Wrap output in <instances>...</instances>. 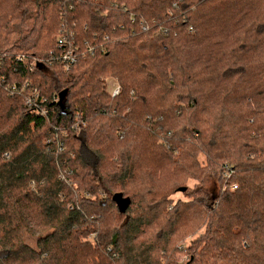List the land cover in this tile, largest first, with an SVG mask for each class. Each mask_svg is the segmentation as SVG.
Masks as SVG:
<instances>
[{
  "label": "trees",
  "instance_id": "obj_1",
  "mask_svg": "<svg viewBox=\"0 0 264 264\" xmlns=\"http://www.w3.org/2000/svg\"><path fill=\"white\" fill-rule=\"evenodd\" d=\"M0 264H264V0H0Z\"/></svg>",
  "mask_w": 264,
  "mask_h": 264
},
{
  "label": "rangeland",
  "instance_id": "obj_2",
  "mask_svg": "<svg viewBox=\"0 0 264 264\" xmlns=\"http://www.w3.org/2000/svg\"><path fill=\"white\" fill-rule=\"evenodd\" d=\"M108 84H109L108 85V89L109 90L113 89L116 86L113 83V80H111ZM77 119L79 120V118H76V120ZM78 120H77V122H78ZM78 127H79V124L78 125L75 124L74 128H76L77 132L80 130ZM199 158H200L201 162H204L205 157L202 154H200ZM208 177H205V180H203L205 183L203 181L202 182H203V186H206L207 190L209 191V193L212 196L213 194H215V192H217V189L219 188V182H218L216 176L215 177L214 176H208ZM187 178L188 179L186 181L187 182L186 186L189 189L194 188V187L200 185V183H201L199 180H197L195 178L194 179L193 178H189V177H187ZM180 192H181V194H177L178 196L183 197L184 199L188 198V197H186V195L182 194L185 191L184 192L180 191ZM177 195L175 197H177ZM194 237L195 236H193L191 234H188L187 236H183V237L180 238L179 243H178L179 251H177L176 254H175V255H177V260H178L179 263H186L188 261V258H189L188 253L189 252L186 251V250H183V249H185V247H188V245L190 244V242L192 241V239ZM29 240L31 241L32 239L29 238Z\"/></svg>",
  "mask_w": 264,
  "mask_h": 264
},
{
  "label": "built area",
  "instance_id": "obj_3",
  "mask_svg": "<svg viewBox=\"0 0 264 264\" xmlns=\"http://www.w3.org/2000/svg\"><path fill=\"white\" fill-rule=\"evenodd\" d=\"M63 41H65V40H63V39L58 40L60 46L61 45H65L66 42H63ZM70 45H72V43H70ZM73 50L74 49L71 50V48H69L67 51H63L59 55V57H61L62 61L66 64V66L68 64H70V63H73L77 59V56L75 55V53H74ZM15 58L18 61L22 62V63H28L30 69H33L34 68V65H37L38 62L39 63H44V59L37 58V57L31 59L25 53L24 54L23 53L17 54L15 56ZM27 84H28L27 82L24 83V85H23L24 86V89H25V87L28 86ZM15 89H16L15 85H12V88L10 90L11 91H14ZM120 91H121V86L120 85H117L113 89V94L114 95L115 94H118V93H120ZM38 97H39V95H38L37 89H32L31 92H30V95L27 97V100H26L27 101V104L33 105V103L35 102L36 99H38ZM41 100L43 101V97H41ZM236 187H237V184L234 183L232 185V188H236Z\"/></svg>",
  "mask_w": 264,
  "mask_h": 264
},
{
  "label": "water",
  "instance_id": "obj_4",
  "mask_svg": "<svg viewBox=\"0 0 264 264\" xmlns=\"http://www.w3.org/2000/svg\"><path fill=\"white\" fill-rule=\"evenodd\" d=\"M68 93V89H64L62 91H60L59 93V103L61 104L62 108H65L66 107V103H67V100H66V95ZM187 189V186L186 187H180L179 188V191H186Z\"/></svg>",
  "mask_w": 264,
  "mask_h": 264
}]
</instances>
